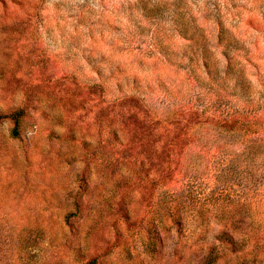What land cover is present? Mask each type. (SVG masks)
<instances>
[{
    "label": "rangeland",
    "instance_id": "rangeland-1",
    "mask_svg": "<svg viewBox=\"0 0 264 264\" xmlns=\"http://www.w3.org/2000/svg\"><path fill=\"white\" fill-rule=\"evenodd\" d=\"M262 10L0 0V264H264Z\"/></svg>",
    "mask_w": 264,
    "mask_h": 264
},
{
    "label": "trees",
    "instance_id": "trees-1",
    "mask_svg": "<svg viewBox=\"0 0 264 264\" xmlns=\"http://www.w3.org/2000/svg\"><path fill=\"white\" fill-rule=\"evenodd\" d=\"M203 18L205 20L212 18L211 22L214 24V31L216 32L218 44L222 42L223 38L227 39V45L225 46V48H223L222 54H224L225 56H230V59H231L232 55L236 53H240V51L242 50V46H243V44H241L240 42V39H242L243 34L246 31L245 29L243 30V33H240L238 30L231 28V30L224 35L223 33L224 18H223V14L220 8L210 10V12L205 13ZM253 19L256 20L257 24H260V25L263 24V34H264V10L260 11L259 13H256ZM198 37H201V34H199L197 38ZM202 58H203V61L206 62L207 58L205 57V55H203ZM18 113L19 111L12 113L9 116L14 117V119H16L15 117L17 116ZM11 135L13 137H16L18 135V129L16 126L12 128ZM86 264H96V260L92 259L88 261Z\"/></svg>",
    "mask_w": 264,
    "mask_h": 264
}]
</instances>
